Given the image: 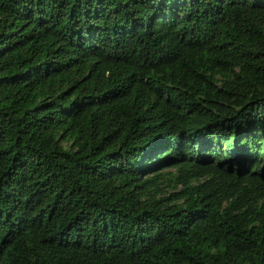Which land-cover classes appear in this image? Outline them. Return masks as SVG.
<instances>
[{"label": "trees", "instance_id": "16d2710c", "mask_svg": "<svg viewBox=\"0 0 264 264\" xmlns=\"http://www.w3.org/2000/svg\"><path fill=\"white\" fill-rule=\"evenodd\" d=\"M0 264H264V0H0Z\"/></svg>", "mask_w": 264, "mask_h": 264}]
</instances>
